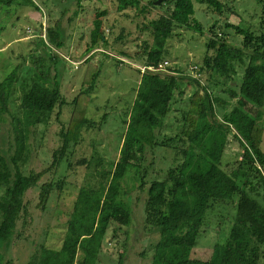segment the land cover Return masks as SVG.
Instances as JSON below:
<instances>
[{"label": "trees", "instance_id": "16d2710c", "mask_svg": "<svg viewBox=\"0 0 264 264\" xmlns=\"http://www.w3.org/2000/svg\"><path fill=\"white\" fill-rule=\"evenodd\" d=\"M166 3L171 5L167 14L145 20L144 15L149 10L140 0L117 1L120 18L136 23L138 18L143 17L142 24L137 23V29L141 33L147 32L148 39H151L141 42L142 51L135 57L140 63V77L135 99L125 116L120 117L123 127L118 159L110 164L107 171H103L96 189L80 190L68 216L66 234L60 248L43 247L31 255L26 264H97L108 227L118 222L129 225L134 216L133 209L142 201L137 195L118 208L119 189L131 167L129 159L135 145L148 147L153 153L173 141L181 142L185 147L178 149L170 146L175 156H179L180 163L169 168L166 177L159 183L162 187L159 200H149L157 185L155 182L145 191L147 169L143 170L140 184L135 190L138 194L146 193L145 220L158 234L150 264H259L260 258L264 257L261 250L264 247V208L247 193H240L238 185L240 178L247 177L248 170L243 169L246 164L252 167L264 188V35L254 36L248 30L237 29V33L243 37V44L234 47L211 31L215 36L209 40L208 48L213 49L214 55H206L203 61L204 67L211 71L209 80L213 85L210 88L201 87L197 79L181 76L171 64L168 67L171 74L152 72L147 68H157L167 62L170 55L167 45L178 29L201 33L199 23L192 19L194 3L207 4L217 10L222 8L217 0H167ZM0 5L40 10L35 0H0ZM132 11L133 17L129 18ZM66 13L67 10L47 30V45L54 49L60 50L65 46L62 28ZM105 14V11L98 12L91 23L86 53L102 47L131 59L125 49L130 33L126 27L118 29L119 21H116L109 27L110 37H105L102 20ZM41 44L44 46V43ZM30 59L34 72L31 81L23 80L18 87L19 115L10 109L16 90L17 69L0 81V132L9 118L16 144L10 158L13 170L0 151V187L4 188V194L0 196V264H12L4 260V253L9 250L20 217L26 214L25 196L46 172L30 171L28 175L21 172L20 167L27 163L30 154L26 142L56 106L65 104L57 82L51 83L54 59L39 56L38 51H34ZM236 66L242 69V76L238 86L232 87L226 81H232L231 76H236ZM100 73L89 64L83 83L93 88ZM216 76L220 79H216ZM184 84L192 85L195 90L182 116L179 133L160 141L158 135L173 110L175 94L181 95ZM217 87L225 88L228 99H234L229 110H225L227 103L212 97L209 89L213 91ZM214 104L224 108L221 117H218ZM73 106L67 126L60 133L61 147L53 153L50 168L58 167L69 145L78 144L82 130L93 125L86 117L88 106L84 96L75 98ZM230 136L239 142L243 155L239 167L228 173L223 168V157ZM52 188V183L41 185L40 205L48 200ZM238 194L226 241L214 246L208 261L194 259L193 248L206 212L214 203L233 202ZM115 231L113 229V233Z\"/></svg>", "mask_w": 264, "mask_h": 264}, {"label": "rangeland", "instance_id": "374dc122", "mask_svg": "<svg viewBox=\"0 0 264 264\" xmlns=\"http://www.w3.org/2000/svg\"><path fill=\"white\" fill-rule=\"evenodd\" d=\"M117 1L35 0L39 12L27 6L7 8L0 5V81L15 69L18 73L16 90L10 104L11 111L16 115L20 114L18 87L23 80L31 81L33 77L34 69L30 56L34 51H38L39 56L54 59L51 83L57 82L65 101L64 105L56 106L44 122L35 128L25 145L29 147L30 154L27 163L20 167L21 172L24 175H28L30 171L46 172L36 187L27 192L24 199L26 214H22L19 219L9 250L3 252L4 260L12 264H26L31 255L43 247L59 249L66 234L68 216L80 190L96 189L103 171H107L110 164L118 159L122 138L120 117L125 116L134 101L140 77L138 69L140 63L135 57L142 51L141 42L151 39H148L147 32L141 33L137 29V23L142 24L143 17L138 18L136 23L120 18ZM140 1L149 10L144 19L167 14L171 6L166 3L167 0H163L159 5L155 4L156 0ZM217 1L222 5L220 10L207 4L194 3L192 19L199 23L201 33L186 28L178 29L167 45L170 54L167 62L173 69L179 70L181 76L197 79L201 87L210 88L213 85L212 80H209L211 71L203 64L206 55L209 57L214 55L213 49L208 48L210 39L216 35L227 44L240 47L243 44V37L237 33V29L248 30L254 36L264 35V0ZM152 2L154 4L151 6ZM66 10L62 28L65 46L60 50L54 49L47 45L46 33ZM103 11L106 12L102 18L105 37H110L109 27L116 21H119L118 29L126 27L130 33L125 49L131 55V59L120 57L114 51L102 47L90 54L86 53L91 23L96 14ZM132 14L133 11L130 12L129 18L133 17ZM41 43H44L45 47ZM89 64L101 72L93 88L83 83ZM241 76L242 69L237 68L236 76L234 78L231 76L232 81L227 80L226 84L237 87ZM216 79L220 78L216 76ZM224 89L217 87L213 91L209 90L214 99L219 98L223 103H227L225 110H229L234 99H228ZM194 90L192 85L184 84L181 95L176 92L173 110L158 135L160 141L173 138L179 133V127L183 123L182 116L189 107L188 101ZM79 96H84L87 100L86 117L93 125L82 130L78 144L69 145L60 165L50 168L52 155L62 144L60 133L66 128L71 117L74 99ZM214 107L218 117H221L224 108L217 104H214ZM262 113L264 118V106ZM103 121L105 123H102ZM167 145L157 148L153 153L148 147L135 145L129 159L131 167L119 189L118 208L137 195L142 201L133 209L134 216L129 225L118 222L119 224L108 227L97 264H119L121 261V264H150V255L158 234L149 221L145 220L146 193L138 194L135 190L140 184L143 170L147 169L145 191L152 182H155L157 185L149 200L153 202L159 200L162 192L159 183L166 177L169 168L180 163L179 156H175L170 146L178 149L185 147L183 143L177 141L167 142ZM15 149V139L8 118L0 132V151L12 170L10 158ZM242 155L243 150L239 142L230 136L223 157V168L228 173L237 169ZM243 169L248 172L247 177L238 181L240 193H247L264 208V188L257 174L249 165L244 164ZM47 182L52 183L53 188L45 204L40 205L41 185ZM3 194L4 188L0 187V196ZM238 197L239 194L235 195L233 202L226 204L214 203L206 212L193 248L194 259L208 261L214 246L226 241ZM113 229L116 230L115 233ZM261 250L264 254V247ZM259 264H264V257L260 258Z\"/></svg>", "mask_w": 264, "mask_h": 264}, {"label": "built area", "instance_id": "2783aa9c", "mask_svg": "<svg viewBox=\"0 0 264 264\" xmlns=\"http://www.w3.org/2000/svg\"><path fill=\"white\" fill-rule=\"evenodd\" d=\"M169 65L170 64L168 62H164L161 65H159L157 68H147V70L152 71V72H157V73L171 74V72L168 71ZM141 70L144 71V68H141Z\"/></svg>", "mask_w": 264, "mask_h": 264}, {"label": "water", "instance_id": "95a60500", "mask_svg": "<svg viewBox=\"0 0 264 264\" xmlns=\"http://www.w3.org/2000/svg\"><path fill=\"white\" fill-rule=\"evenodd\" d=\"M163 0H157L155 4L159 5Z\"/></svg>", "mask_w": 264, "mask_h": 264}]
</instances>
